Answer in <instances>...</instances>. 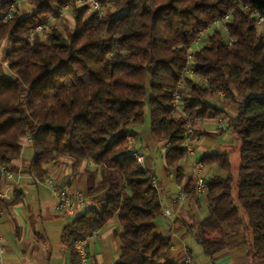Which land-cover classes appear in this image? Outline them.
<instances>
[{
  "label": "trees",
  "instance_id": "obj_1",
  "mask_svg": "<svg viewBox=\"0 0 264 264\" xmlns=\"http://www.w3.org/2000/svg\"><path fill=\"white\" fill-rule=\"evenodd\" d=\"M96 1L102 16L76 0H25L28 12L17 0H0V47L8 45L2 52L7 67L0 62V165L13 172L16 161L27 159L25 149L26 171L39 179L63 163H91L88 195L98 203L67 227L70 247L116 219L122 248L114 264H174L172 241L157 226L164 215L161 192L153 173L127 149V139L137 142L136 128L148 116L150 136L165 150L163 172L182 182L188 129L195 139L197 123L225 117L227 130L240 141V168L232 173L228 154L201 158L224 176L206 178L207 216L189 232L214 257L238 234L242 211L252 233L251 264H260L264 33L257 22L264 20V0ZM66 6L75 26L60 30ZM226 16L227 22H218ZM50 18L52 25L32 36ZM222 104L236 106L235 115L228 118ZM187 181L186 198L198 201L195 181Z\"/></svg>",
  "mask_w": 264,
  "mask_h": 264
},
{
  "label": "crops",
  "instance_id": "obj_2",
  "mask_svg": "<svg viewBox=\"0 0 264 264\" xmlns=\"http://www.w3.org/2000/svg\"><path fill=\"white\" fill-rule=\"evenodd\" d=\"M220 107L227 111V117H233L237 110L234 105L222 104ZM195 130V154L192 160L213 153L227 154L226 150L232 145L235 137L228 130L218 132L213 118L197 123ZM144 149L150 147L141 146L140 149L136 147L145 158L146 169H149L157 179L163 211L170 210L174 214L172 218L163 215L157 220L159 233L172 241L170 261L174 264H184L186 257L191 256L192 264H251V258L240 232L231 238L226 250L214 257H207L201 247L196 253L193 252L191 247L195 240L189 232V227L206 218V195H199L198 201H190L186 198L178 209L173 204L174 197L187 185L191 160L186 159L184 163V180L177 182L173 172L168 175L163 172V156L161 169H153L151 154H146ZM161 152L163 154L165 150L161 149ZM28 160L29 158L24 157L14 163L15 169L12 171L15 177L18 171L22 175L18 185L15 186V178L7 180L0 175V191L7 192L10 196L9 200L3 202V214L0 217V236L3 240L2 262L3 264H79L77 255L69 245L66 229L77 217L85 214L90 206L98 203L93 202L88 195L86 171L94 167L86 162L81 163L78 168H73L70 163H63L51 167L47 176L38 178L39 180L51 178L61 188L70 193L79 192L86 198L88 207L79 205L73 215L69 216L57 208L56 198L52 192L41 183L35 182L34 176L27 173ZM214 169L217 168L205 166L206 178L220 175L219 172L214 173ZM121 236L122 229L115 219L89 237L88 264H114L121 255Z\"/></svg>",
  "mask_w": 264,
  "mask_h": 264
},
{
  "label": "built area",
  "instance_id": "obj_3",
  "mask_svg": "<svg viewBox=\"0 0 264 264\" xmlns=\"http://www.w3.org/2000/svg\"><path fill=\"white\" fill-rule=\"evenodd\" d=\"M84 4H89L87 3V0H83L82 5ZM91 8H93L92 4H89ZM95 5L96 8L95 10L100 12V15L102 13L101 9H100V5L99 3L95 0ZM14 9V6L11 7L9 15L7 16V19H9L11 17L12 11ZM68 10V6H66L63 10H62V14L61 16H63V13L66 12ZM102 16V15H101ZM229 19V16H226L222 21H218L219 23H225L227 22ZM55 21V18H50L49 21L44 25V26H39L37 27L35 30H33L31 32L32 36H34L37 33H43L44 30L48 27H50L52 25V23ZM263 23L264 20L262 17H259L257 25L259 30L262 29L263 27ZM202 36L200 35L197 39V43H199V41L201 40ZM192 52L189 51L188 57H187V65H190L192 62ZM0 62L5 66L7 65V63L5 61H3V59H0ZM187 74H191L190 69H187L186 71ZM218 96L220 98L224 97L223 93H219ZM179 99H180V95L179 93H175L174 94V101H173V107L175 111H180V106H179ZM216 122V130L218 132H226L227 131V121L225 119H223L222 117L220 118H216L215 119ZM192 128L190 127L188 129V132L186 133V139H185V148H186V159H190L191 160V164L189 166V178H191L193 181H195V192L199 195H206L208 193V187L206 185V176L204 174V169H205V163H203L201 161V159H196V160H192V157L195 154V149H194V140L192 138ZM136 144V140L134 137H129L127 139V149L129 151L132 152L134 158L136 159L137 163L142 166L143 168L146 169L145 167V158L143 155H141L135 147ZM0 175H2L5 179L7 180H14L15 178V186L19 184L22 175L20 173V171H18L16 177H15V173L11 172L6 166L0 165ZM152 179H153V183H154V187L157 188V179L155 177L154 174L151 175ZM35 182L37 183H41L42 185H44L47 189H49L52 194L54 195V197L56 198V204H57V208L60 211H63L66 215H73L74 210L77 206L79 205H85L88 207L87 205V200L86 198L79 192L76 193H70L69 191L61 188L53 179L51 178H45L43 180H39L37 177H34ZM10 196L8 195L7 192H3L0 191V217L3 214V202L6 200H9ZM186 196L184 194V190H181L178 195H176L173 199V204L174 206L178 209L183 202L185 201ZM164 216L172 218L174 217V214L170 211V210H166L163 212ZM92 235H95V232L89 234L88 236L84 237V238H79L76 239L73 242V249L77 255V260L79 264H88L89 262V253H88V240L89 237H91ZM2 238L0 236V264H3L2 259H1V255H2V251H3V245H2ZM193 258L191 256H187L184 264H192Z\"/></svg>",
  "mask_w": 264,
  "mask_h": 264
},
{
  "label": "rangeland",
  "instance_id": "obj_4",
  "mask_svg": "<svg viewBox=\"0 0 264 264\" xmlns=\"http://www.w3.org/2000/svg\"><path fill=\"white\" fill-rule=\"evenodd\" d=\"M16 5L19 6V9H21V10H24L27 12L30 10L29 6L25 3V0H17ZM66 13H67V15H66ZM68 15L72 16L71 12L66 11L63 13V16L59 17L58 22L56 21L57 22L56 27L58 29L61 30L64 28V26H70L71 25V21H69L67 19ZM263 30H264V27H262L261 31L263 32ZM7 46H8L7 43H2V45L0 47V59H2V56H3L2 52L5 50V48ZM136 132H137L136 147L138 149H140L141 146L150 147V149H144V150H145L146 154H151V158H152V162H153V169L160 170L162 167V156H163V154L161 152L160 147L157 145V143L150 136V121H149L148 116L146 117L145 125L142 127L136 128ZM232 142H233L232 145L226 150V153L229 155L232 173L237 175L239 168H240V153H239L240 141L234 137ZM24 151H25L24 153L26 154V157L28 155L27 159L30 158L29 149H25ZM215 172L216 173L219 172V174L221 176H224V174L217 169H214V173ZM234 198H236V195H234ZM241 215L243 217V225L238 230L241 233V237H242L241 239L243 240L244 245L246 247V250H247V252L251 258L250 263H252V257L250 255V252L252 249V233L249 230L248 220H245V216H244L242 211H241ZM191 248H192L193 252L196 253L198 251V249H200V246L197 245L195 242H193V245ZM260 264H264V261L261 262Z\"/></svg>",
  "mask_w": 264,
  "mask_h": 264
},
{
  "label": "clouds",
  "instance_id": "obj_5",
  "mask_svg": "<svg viewBox=\"0 0 264 264\" xmlns=\"http://www.w3.org/2000/svg\"><path fill=\"white\" fill-rule=\"evenodd\" d=\"M76 3H77V6H82L83 0H76ZM87 3L93 5V9H92V10L94 11L95 8H96L95 0H87ZM66 15H67V13H66ZM89 15H91V12L85 13L84 19H87V17H88ZM101 15H103V12L101 13ZM67 19H68L69 21H71V25H70V26H71V27H74V26H75V21L73 20L72 16L68 15V16H67ZM5 67H7V66L5 65ZM245 220H247L246 217H245Z\"/></svg>",
  "mask_w": 264,
  "mask_h": 264
}]
</instances>
